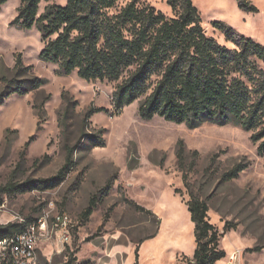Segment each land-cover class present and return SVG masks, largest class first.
<instances>
[{"label": "rangeland", "instance_id": "374dc122", "mask_svg": "<svg viewBox=\"0 0 264 264\" xmlns=\"http://www.w3.org/2000/svg\"><path fill=\"white\" fill-rule=\"evenodd\" d=\"M20 1L0 6V94L14 80L45 83L0 104V188L30 186L1 197L0 226L55 212L71 216L76 229L69 245L48 246L40 264H65L69 253L74 264H194V225L177 161L181 150L183 171L194 195L206 202L208 222L219 233L228 228L218 247L225 257L215 264H228L234 254V264H264V153L258 152L262 141L251 139L254 132L209 123L189 129L160 117L143 121L138 102L115 113L113 93L121 80L59 76L58 64L39 60V31L13 24ZM130 1L121 0L112 13ZM245 1L254 11L241 9L237 0L192 3L204 32L218 44L234 47L215 22L264 46V0ZM139 3L174 17L167 0ZM52 4L64 6L66 0L41 1L39 14ZM17 55L27 68L20 75L14 73ZM89 108L106 112L86 120L96 111ZM69 152L71 164L57 179ZM234 169L235 178L222 179ZM45 180L54 182L41 184ZM92 199L94 211L82 219Z\"/></svg>", "mask_w": 264, "mask_h": 264}, {"label": "trees", "instance_id": "16d2710c", "mask_svg": "<svg viewBox=\"0 0 264 264\" xmlns=\"http://www.w3.org/2000/svg\"><path fill=\"white\" fill-rule=\"evenodd\" d=\"M43 0H21L13 24L17 29L36 28L44 43L39 60L58 64V75L76 72L86 82H118L113 93V110L138 102L141 120L154 117L196 129L205 123L216 126H239L254 132L253 142L262 141L259 154L264 153V46L235 33L221 22L213 27L223 32L233 48L218 44L206 35L201 16L192 0H167L174 14L167 18L151 6L132 0L112 13L121 0H66L64 6L48 5L39 14ZM241 9L254 11L245 0H237ZM7 0H0V6ZM27 68L17 55L14 73ZM45 80L36 77L14 80L0 94V104L10 95H25L38 90ZM75 105V103H73ZM93 113L106 112L89 108ZM101 142L94 146H100ZM179 170L187 189L190 221L194 225L196 248L194 264H215L225 257L219 250V233L207 220L206 202L194 195L183 171V152H177ZM71 164L70 152L57 179ZM237 176L236 169L223 180ZM53 180L41 181L51 186ZM58 184V183H57ZM56 184V185H57ZM54 186V185H53ZM30 189L8 183L0 188L1 197ZM92 199L80 217L87 220L94 211ZM30 221V220H29ZM14 224L0 226V238L12 234ZM73 253L65 264H74Z\"/></svg>", "mask_w": 264, "mask_h": 264}, {"label": "built area", "instance_id": "2783aa9c", "mask_svg": "<svg viewBox=\"0 0 264 264\" xmlns=\"http://www.w3.org/2000/svg\"><path fill=\"white\" fill-rule=\"evenodd\" d=\"M1 206V204H0ZM17 229L0 238V264H40V254L48 246L69 245L76 222L66 213H48L34 220L15 218ZM237 256L230 257L234 264Z\"/></svg>", "mask_w": 264, "mask_h": 264}]
</instances>
